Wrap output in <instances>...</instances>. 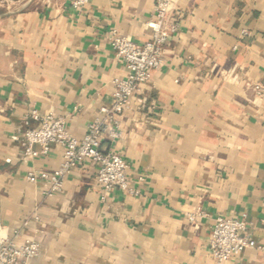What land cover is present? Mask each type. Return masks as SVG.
<instances>
[{
	"label": "crops",
	"instance_id": "crops-1",
	"mask_svg": "<svg viewBox=\"0 0 264 264\" xmlns=\"http://www.w3.org/2000/svg\"><path fill=\"white\" fill-rule=\"evenodd\" d=\"M168 1L179 27L163 63L118 128L108 125L116 138L100 142L125 161L136 194H104L82 163L47 195L27 176L56 170L63 153L24 155L30 113L65 117L81 139L127 72L110 32L149 41L155 1L90 0L76 11L71 0H0V228L17 245L39 244L28 264H212L214 219L241 214L255 247L224 264H264V100L252 91L264 85V0ZM197 210L204 216L189 222Z\"/></svg>",
	"mask_w": 264,
	"mask_h": 264
},
{
	"label": "built area",
	"instance_id": "built-area-1",
	"mask_svg": "<svg viewBox=\"0 0 264 264\" xmlns=\"http://www.w3.org/2000/svg\"><path fill=\"white\" fill-rule=\"evenodd\" d=\"M154 1V19L147 24L152 33L149 41L136 44L118 35L115 30L110 32L109 45L115 57L124 63L127 72L123 77L113 79L111 103L108 107L99 109L103 119L92 122L81 139H76L67 132L65 117L52 113L39 115L35 110L30 113L37 127L24 134V155L31 158L45 155L52 145L59 146L63 153L62 162L56 170L31 172L27 176L30 183H47V195L60 193L65 176L82 163L96 167L95 180L104 194L114 189L136 194L126 177L128 166L125 161L117 154L103 153L100 142L103 136L111 140L116 138L117 133L115 130H108V125L118 128L119 119L129 108L134 94L151 81L153 72L162 65L163 47L178 30L176 19H168L171 12L169 1ZM89 2L90 0H71V6L76 11H82ZM247 34V31H242V35ZM252 91L255 97L264 100V85L255 84ZM34 146H38L39 150H34ZM203 216L204 213L197 210L188 215L187 219L194 223L196 218ZM247 227L246 214L228 218L218 216L214 219L208 241L212 264H224L244 250L255 247L248 236ZM39 251L38 243L17 245L15 239L4 236L0 228V264H28L39 255Z\"/></svg>",
	"mask_w": 264,
	"mask_h": 264
}]
</instances>
